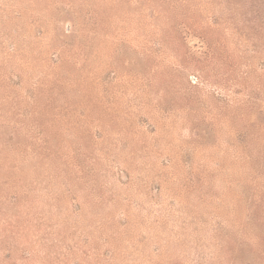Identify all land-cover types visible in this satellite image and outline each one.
<instances>
[{
  "label": "rangeland",
  "instance_id": "374dc122",
  "mask_svg": "<svg viewBox=\"0 0 264 264\" xmlns=\"http://www.w3.org/2000/svg\"><path fill=\"white\" fill-rule=\"evenodd\" d=\"M0 264H264V0H0Z\"/></svg>",
  "mask_w": 264,
  "mask_h": 264
}]
</instances>
